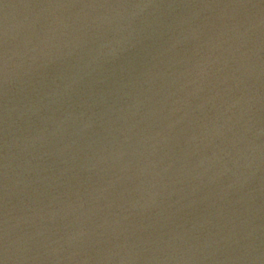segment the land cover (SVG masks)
Listing matches in <instances>:
<instances>
[{"label":"water","instance_id":"1","mask_svg":"<svg viewBox=\"0 0 264 264\" xmlns=\"http://www.w3.org/2000/svg\"><path fill=\"white\" fill-rule=\"evenodd\" d=\"M0 264H264V0H0Z\"/></svg>","mask_w":264,"mask_h":264}]
</instances>
